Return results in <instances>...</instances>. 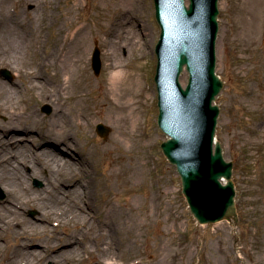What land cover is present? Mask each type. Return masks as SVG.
<instances>
[{
    "label": "rangeland",
    "instance_id": "rangeland-1",
    "mask_svg": "<svg viewBox=\"0 0 264 264\" xmlns=\"http://www.w3.org/2000/svg\"><path fill=\"white\" fill-rule=\"evenodd\" d=\"M239 1L219 0L216 72L224 87L215 101L220 108L216 141L222 144L225 160L234 164L233 180L236 185L238 216L236 220L232 217L230 221L223 220L211 225L199 224L193 217L182 193V182L177 169L168 161L161 148V144L168 140V136L159 128L157 122L158 92L154 80L157 66L155 49L161 30L155 18L154 0H145L144 8H139L140 15L137 19L142 25H148L151 31V36L147 37V32H143L140 27L139 42L144 44L151 40L152 46L148 45L142 57L132 54L129 48L122 50L121 54L132 61L129 64L130 69L143 75L144 86L148 91V96L144 94L143 102L144 147L139 151L144 155V185L141 184L142 186L130 195L132 202L137 205L144 199V233L140 234L136 249L121 258V264H264V0H255L249 23H245L237 11ZM0 4L4 10L9 9L11 12L25 9L27 14L23 16L29 17L28 19L37 15L40 20L44 17L40 11L39 14L38 10L34 9L32 3H26L25 0H0ZM72 4L79 6V23L87 19L94 30L95 0H54V18L50 21H39L44 29L42 54L51 52L56 38L64 34L62 21L66 16V8ZM245 34L252 39L249 46L242 44V36ZM107 42L100 35L92 36L87 61L82 68L83 72L92 77L97 88L109 81L105 58L109 49ZM96 45L101 51L102 68L99 76H96L92 69V55ZM2 69L10 71L13 79L8 81L0 74V82L15 91L21 108H33L35 117L41 122L39 126L31 125L30 122L29 128L18 127L19 130L11 136L15 140H22L23 144L19 147L3 143L5 135L12 132L10 130L17 122V116L16 111H0V128L4 129L3 132L0 131V158L11 153L16 157L14 160H17L22 154L19 152L21 150L31 155L37 147L42 144L43 147L46 146L39 140L40 132L50 125L56 108L47 100L49 90L46 91V96L38 91L41 87L28 92L26 80L19 76L14 68L0 65V71ZM42 74L44 78H48V72L43 70ZM187 80L188 76L183 75L184 86ZM41 83L48 89L44 82ZM97 93L98 91H94L88 96L94 99ZM44 105L52 109L50 115L42 111ZM100 124L110 129L106 139L97 131ZM114 129V125L108 121L95 120L91 134L94 136L93 140L90 137L84 139L79 131L75 130L72 140L78 144L80 153L71 151L87 154L89 145L108 143L113 137ZM56 146L61 147L58 144ZM121 150L123 155L127 154L124 147ZM9 163L11 164L10 160ZM105 167L106 164L102 163L97 173H104ZM3 170V167H0V188L6 195L0 201V249L7 250L15 260L20 261V254L13 253L14 249L20 250L19 245L29 244L32 245V252L42 255L43 260L39 264H59L57 257L66 250L63 249L66 243L62 238L71 230L64 221L68 220L71 213H65L58 204L43 208L39 202L30 201L36 200L40 197L39 193L51 187L52 181H48V171L35 173L26 165L21 169L23 178L17 179V174L10 178L5 177ZM92 170H96V167ZM11 181L16 183V187L13 186L12 189L7 185ZM37 183L42 185L38 186ZM22 186L27 190H23ZM9 191L14 193L10 194ZM103 197L94 193L92 200L98 205ZM18 204V209L13 208ZM46 212L49 213L48 219L43 217ZM150 213L157 215L156 223H151L148 219ZM22 219L24 222H20ZM17 222L18 226L14 227ZM28 222L41 223L43 226L46 222L47 233L37 240L22 236V230L29 232ZM29 260H34V257L31 256ZM91 263V255L87 254L80 264Z\"/></svg>",
    "mask_w": 264,
    "mask_h": 264
},
{
    "label": "bare ground",
    "instance_id": "bare-ground-1",
    "mask_svg": "<svg viewBox=\"0 0 264 264\" xmlns=\"http://www.w3.org/2000/svg\"><path fill=\"white\" fill-rule=\"evenodd\" d=\"M144 1L95 0L94 30L87 19L79 23V6L72 4L66 8V16L62 21L64 34L56 38L53 49L46 54L41 53L44 47L41 22L54 18V0H25L26 3H32L38 13L40 11L43 14L41 20L38 15L33 19L25 18V9L11 12L9 9L4 10L0 4V65L14 68L26 80L28 92L41 87L38 91L46 96L49 90L47 100L56 108L50 125L40 132L39 140L46 146L42 144L31 155L21 150L19 152L22 154L17 160L8 153L0 158V167H3L5 177L17 174V179L23 178L21 169L26 165L35 173L48 171L51 187L39 193V198L30 201L39 202L43 208L58 204L65 213H71L68 220L64 221L71 230L62 238L66 243L63 249L66 250L57 257L59 264H80L87 254L91 255V264H104L105 260L113 258L120 261L125 254L136 249L140 234L144 233V199L137 205L132 202L130 195L144 185V155L139 151L144 147L143 102L144 94L148 96V91L144 86L143 75L130 69L132 61L121 54L122 50L129 48L132 54L142 57L148 45L152 46L151 40L142 44L138 39L140 27L143 32H147V37L151 36L148 25H142L137 19L139 8H144ZM254 2H238L237 11L245 23H249L248 19L252 18ZM96 35L108 41L109 49L105 58L109 74L121 69L128 74L119 83L114 82L110 86L108 81L97 88L92 77L82 71L89 54L91 38ZM251 40L246 34L242 36L243 45L249 46ZM43 70L48 72V78L43 77ZM94 91L98 93L92 99L88 94ZM0 111H16L17 116V122L10 130L12 132L5 135L3 143L19 147L23 144L22 140H15L11 136L19 130L18 127L29 128L32 124L39 126L41 123L35 117L34 109L21 108L15 91L1 82ZM95 120H105L114 125L112 139L105 144L89 145L87 154L72 152L79 149L78 144L72 140L73 132L78 130L84 139L90 137L93 140L91 134ZM0 131L4 129L0 128ZM123 147L126 155L121 152ZM102 163L106 167L105 172L100 174L97 169ZM95 167L96 170H92ZM8 183L10 189L16 187L14 181ZM22 189L27 190L25 186ZM94 193L104 196L98 205L92 200ZM19 205L13 208L18 209ZM43 217L48 219L49 213L46 212ZM148 219L151 223L158 221L155 213L148 214ZM20 222H24V219ZM46 224L43 226L41 223L28 222L29 232L22 230L21 235L37 240L47 233ZM28 245H19L21 251L14 249L13 253L20 254V261L1 248L0 264H39L43 260L42 255L32 252V245ZM31 256L34 257L32 261L29 260Z\"/></svg>",
    "mask_w": 264,
    "mask_h": 264
},
{
    "label": "water",
    "instance_id": "water-1",
    "mask_svg": "<svg viewBox=\"0 0 264 264\" xmlns=\"http://www.w3.org/2000/svg\"><path fill=\"white\" fill-rule=\"evenodd\" d=\"M187 1L189 5H187ZM162 33L157 45L156 83L159 91V126L170 137L162 149L177 167L183 194L200 224H214L237 217L233 163L215 143L219 107L213 106L223 88L216 76V41L219 0H155ZM96 75L101 70L100 50L93 55ZM184 69L189 83L180 78ZM12 79L9 71H1ZM51 113L49 106L44 107ZM104 138L110 129L99 125ZM223 180L227 181L224 185Z\"/></svg>",
    "mask_w": 264,
    "mask_h": 264
},
{
    "label": "clouds",
    "instance_id": "clouds-1",
    "mask_svg": "<svg viewBox=\"0 0 264 264\" xmlns=\"http://www.w3.org/2000/svg\"><path fill=\"white\" fill-rule=\"evenodd\" d=\"M128 74L124 70H117L113 71L109 74V85H113V83H119L122 81ZM66 83H67V78H66ZM104 264H121L120 261L116 260L115 258L113 259H107L104 261ZM133 264H137V262H133Z\"/></svg>",
    "mask_w": 264,
    "mask_h": 264
}]
</instances>
